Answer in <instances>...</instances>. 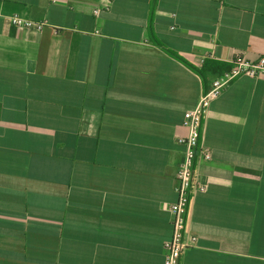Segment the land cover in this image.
<instances>
[{"label":"crops","instance_id":"0c3cea01","mask_svg":"<svg viewBox=\"0 0 264 264\" xmlns=\"http://www.w3.org/2000/svg\"><path fill=\"white\" fill-rule=\"evenodd\" d=\"M263 56L264 0H0V264H164L184 115ZM203 125L181 264H264V77Z\"/></svg>","mask_w":264,"mask_h":264},{"label":"built area","instance_id":"2783aa9c","mask_svg":"<svg viewBox=\"0 0 264 264\" xmlns=\"http://www.w3.org/2000/svg\"><path fill=\"white\" fill-rule=\"evenodd\" d=\"M14 26L19 28L41 30L43 23H34L19 16L11 18ZM264 77V56L255 61L238 57L233 61L232 68L224 71L212 81L211 87L199 99L195 108L184 115V125L188 130L185 138H179L183 146V158L176 164V201L170 206L171 237L163 244L164 264H181L184 251L196 244V237L186 235L187 221L192 195L195 192H205L206 187L200 183L195 167V160L210 161L211 153L203 144V121L212 100L236 78Z\"/></svg>","mask_w":264,"mask_h":264},{"label":"trees","instance_id":"16d2710c","mask_svg":"<svg viewBox=\"0 0 264 264\" xmlns=\"http://www.w3.org/2000/svg\"><path fill=\"white\" fill-rule=\"evenodd\" d=\"M169 53H171V54H173V55H175V56L177 55V54H175V53H173V52H169ZM224 71H226V69H225ZM222 73H223V72H222Z\"/></svg>","mask_w":264,"mask_h":264}]
</instances>
